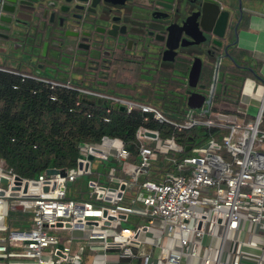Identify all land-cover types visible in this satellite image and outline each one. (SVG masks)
<instances>
[{
    "label": "built area",
    "instance_id": "1",
    "mask_svg": "<svg viewBox=\"0 0 264 264\" xmlns=\"http://www.w3.org/2000/svg\"><path fill=\"white\" fill-rule=\"evenodd\" d=\"M31 77L51 87L59 84ZM97 94L126 113L142 111L133 134L135 150L128 149L122 137L107 135L80 146L75 168L64 173L43 171L25 177L6 168L7 187L2 186L0 161V217L7 215V197L10 205L32 212L29 229L8 235L21 249L9 248L1 236L8 222L0 224V258L10 259L6 264H53L42 253L58 241L48 231L53 229L86 231L90 246L100 247L103 264H133L143 242L150 247L138 256L137 264H194L195 259L197 264H264L261 254L251 258L242 250L252 235L264 239V94L257 113L243 114L242 122L236 121L235 113L214 109L201 117L169 119L151 104ZM199 124L207 131L203 139L196 143L182 139L181 131ZM145 139H152L154 145ZM108 155L121 162L123 174H117L118 165L105 173L97 171L96 179L89 182L94 200L67 197V182L77 174L90 173L93 161L99 164ZM164 157L170 159L168 165L160 168L152 163H162ZM128 185L139 190L137 196L121 202ZM130 214L145 217L147 224L121 226ZM246 231L250 237L244 241ZM206 236L209 241L204 244ZM70 250L63 244L52 252L62 264H69Z\"/></svg>",
    "mask_w": 264,
    "mask_h": 264
},
{
    "label": "flooded vegetation",
    "instance_id": "2",
    "mask_svg": "<svg viewBox=\"0 0 264 264\" xmlns=\"http://www.w3.org/2000/svg\"><path fill=\"white\" fill-rule=\"evenodd\" d=\"M201 2L0 0V37L23 44L33 62L59 65V74L90 79L100 89H154L158 99L170 88L174 101L196 93L204 107L218 96L233 100L245 66L234 55L238 43H232L237 9L225 36L218 37L199 27Z\"/></svg>",
    "mask_w": 264,
    "mask_h": 264
},
{
    "label": "trees",
    "instance_id": "3",
    "mask_svg": "<svg viewBox=\"0 0 264 264\" xmlns=\"http://www.w3.org/2000/svg\"><path fill=\"white\" fill-rule=\"evenodd\" d=\"M20 65L0 63V160L4 168L12 167L25 177H36L51 167H72L82 143L100 141L107 135L122 137L127 148L135 150L133 134L142 121V111L126 113L114 101L97 93L124 98L132 95L138 98L136 101L177 113L179 118L193 115L188 111L201 112L190 106L186 100L188 93H182L183 101L171 99L176 94L170 88L155 99L154 89L103 90L90 79L57 73L54 77L40 76ZM29 75L59 84L51 87ZM197 126L181 131L182 139L198 141Z\"/></svg>",
    "mask_w": 264,
    "mask_h": 264
},
{
    "label": "rangeland",
    "instance_id": "4",
    "mask_svg": "<svg viewBox=\"0 0 264 264\" xmlns=\"http://www.w3.org/2000/svg\"><path fill=\"white\" fill-rule=\"evenodd\" d=\"M221 2H224V0H220ZM259 1V0H258ZM245 3V0H244ZM200 33V32H199ZM201 34V33H200ZM19 42V41H18ZM23 44H20V46L12 45V40L10 39H3L0 37V63L6 64L9 66H19L22 64V69L28 70L30 72H34L40 76H48V77H54L56 76L55 73L59 76L58 73V67L59 65L50 67L49 65L47 67L41 66V64H37L36 62H33L35 60V57L32 53L28 52V49H22ZM21 66V65H20ZM62 67V66H61ZM61 72V71H59ZM253 79L247 80L246 84L243 86L244 91H254L255 93H261L264 89V81L262 79H255L251 76ZM128 99L132 100H138L135 96L128 95ZM204 103L203 98H198L197 94L195 93L192 97L191 103ZM229 104L232 105L235 110H238L241 112V114H249L251 116L255 115L258 111L259 107V99L252 97L249 100V103L243 104V103H234L232 101H229ZM192 106V105H191ZM194 107V106H193ZM196 108V107H195ZM198 108H205V107H199ZM193 109V108H192ZM207 109V108H206ZM160 110V109H159ZM164 116H166L169 119H176L175 116H178L177 113H168L165 111L160 110ZM188 111L190 114H193L195 117H201L203 111L199 112H193ZM193 112V113H192ZM210 113H207L209 115ZM204 115V114H203ZM244 117H241V115L237 116L236 121L242 122ZM197 133L199 140L203 139L207 135L206 129L202 125L197 126ZM187 141V140H186ZM196 143V141H193ZM145 143L149 145H154V141L152 139H145ZM87 146V142H84L81 144L82 148H85ZM264 148V147H263ZM1 161V160H0ZM170 162V159L163 158V162L159 163L158 160H154L152 163L157 167L162 168L166 164L168 165ZM93 168L90 173H81L77 174L76 178L73 181H68L66 185V194L69 198H81V199H90L94 200V196L89 194V182L93 179H96V172H108L110 167L117 166V174L122 175L123 173L119 171L121 167V162L119 160H116L112 155H108L107 158L102 159V161L97 164V161H93ZM75 166L73 165L70 169H74ZM96 170V171H95ZM2 175L4 178V182L2 183L3 187H7V184L5 180L7 181L8 174L6 173V168L3 167ZM101 182H105V180L100 179ZM138 189L134 187L133 185H128L125 191V195L121 202L130 201V199L137 196ZM6 214H7V227L4 229H1L2 232H4L3 235H1L6 241L10 249L12 250H18L21 249L19 246H15L12 241L9 238V233L11 231H20L24 229H29V226L31 223L30 217L32 215V212L26 211L23 208H12L9 204L10 198H6ZM138 202V201H137ZM139 203V202H138ZM148 220L145 217L142 216H135L130 214L126 220H121L120 225H126L130 227H134L138 224H147ZM49 232L55 234L57 236V243L54 245L44 248L42 250L43 257L46 259L53 260V264H62L59 257L55 256L52 252V249L57 245H69L70 255L72 256V260L69 264H103V256L100 253V247H91L88 243V237L86 231L81 230H75V231H62L58 230L55 231L53 229H48ZM148 238L150 237L151 233H147ZM166 239L163 237V242H165ZM209 241V237L206 236L203 240V243L206 244ZM171 243V239H167V244L169 245ZM264 239L258 238V239H252V244L247 245L245 244L243 247V254L250 256L251 258H255L258 256L260 247L263 245ZM149 245L146 242H143L136 250L137 256L132 258V263L137 264L138 263V256L142 253H146L147 249L149 250ZM156 249V247H155ZM157 250H155L156 252ZM6 257L0 258V264H6L9 262L10 259H5ZM156 263V262H155ZM63 264H66V262H63ZM194 264H197V260H194Z\"/></svg>",
    "mask_w": 264,
    "mask_h": 264
},
{
    "label": "crops",
    "instance_id": "5",
    "mask_svg": "<svg viewBox=\"0 0 264 264\" xmlns=\"http://www.w3.org/2000/svg\"><path fill=\"white\" fill-rule=\"evenodd\" d=\"M221 6H226L229 2H236V0H224L221 2L217 0ZM244 1V0H243ZM255 4V5H254ZM238 28V45L236 50L234 51V55H236V59L239 63L243 64L244 71L242 72V80L238 85V90L233 100H222L218 96L214 102H211L209 105H205V108H198L199 111H203V113H207L209 110H220L224 112L235 113L237 116L240 113L238 110L232 107L229 104V101L234 103H249L250 98L255 97L257 99L260 98L261 95L264 94V89L261 93H255L254 91H244L243 86L246 84L247 80L253 79H262L264 81V0H245L243 2V11L242 16L240 18ZM231 64L230 73L236 75V68L233 64ZM227 66V65H226ZM226 69H229L225 67ZM32 76V75H31ZM34 76V75H33ZM202 104H199V106ZM260 106V99H259ZM207 108V109H206ZM259 109V107H258ZM243 116V114H240ZM249 117V115L245 114ZM264 117V116H263ZM179 118V117H175ZM12 208H17L16 205H11ZM30 226L32 223H29ZM29 226V227H30ZM249 235L247 231L243 234L244 241L249 239ZM262 238L260 235H252L250 243H246L247 245L252 244V239ZM263 239V238H262ZM264 243L260 247V251L258 255H262L264 259Z\"/></svg>",
    "mask_w": 264,
    "mask_h": 264
},
{
    "label": "water",
    "instance_id": "6",
    "mask_svg": "<svg viewBox=\"0 0 264 264\" xmlns=\"http://www.w3.org/2000/svg\"><path fill=\"white\" fill-rule=\"evenodd\" d=\"M231 7L230 8H222L220 3L217 0H202L199 10H198V24L199 27L202 30L205 31H210L212 32L215 36L218 37H223L225 36V30L229 25V22L233 19L236 13V9L239 13L238 18L233 25V35H234V41L232 43L236 44L238 42V32H237V26L240 21V18L242 16V3L240 0H238L237 7H235L234 3H230ZM255 5V4H254ZM197 24V25H198ZM216 38V37H214ZM215 40V39H214ZM193 93L189 96L188 102L194 107L199 106L198 103H191ZM209 101V100H208ZM190 105V106H191ZM122 109V107H120ZM61 172L64 173V169H58V168H47L45 172L47 174L54 173V172ZM17 208H21L20 206H16ZM8 222L7 215L0 217V224H6Z\"/></svg>",
    "mask_w": 264,
    "mask_h": 264
}]
</instances>
